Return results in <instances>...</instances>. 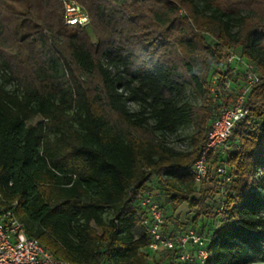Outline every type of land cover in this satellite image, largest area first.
<instances>
[{
    "label": "trees",
    "instance_id": "trees-1",
    "mask_svg": "<svg viewBox=\"0 0 264 264\" xmlns=\"http://www.w3.org/2000/svg\"><path fill=\"white\" fill-rule=\"evenodd\" d=\"M65 2L88 25H67ZM223 49L264 75V0H0V209L16 202L27 234L59 260L149 264L134 202L149 190L186 204L187 225L208 239L205 264L264 256V77L224 158L208 156L214 174L196 184L190 173L222 104L208 105L206 84ZM187 126L191 150L167 146Z\"/></svg>",
    "mask_w": 264,
    "mask_h": 264
},
{
    "label": "built area",
    "instance_id": "built-area-1",
    "mask_svg": "<svg viewBox=\"0 0 264 264\" xmlns=\"http://www.w3.org/2000/svg\"><path fill=\"white\" fill-rule=\"evenodd\" d=\"M64 7L67 25H88V17L77 3L65 2ZM233 70L242 71L244 75V80L238 87L231 84L226 76L228 71ZM262 77L264 75L257 72L251 63L233 50L225 49L223 67L211 77L208 89L211 97L218 101H223L229 94L232 95V100L218 109L216 117L209 124L202 154L190 167L196 184L201 183L208 174V156L213 155L222 160L236 127L248 120L247 97L251 88ZM216 174L223 182L230 181L225 165L220 164ZM134 202L141 215L140 226L149 237L147 252H169L173 255L174 264H205L208 239L194 228L167 235L162 206L154 191L140 190L135 195ZM15 207L16 202H13L9 209H0V264H74L55 258L48 247L29 236L24 224L15 217Z\"/></svg>",
    "mask_w": 264,
    "mask_h": 264
},
{
    "label": "rangeland",
    "instance_id": "rangeland-1",
    "mask_svg": "<svg viewBox=\"0 0 264 264\" xmlns=\"http://www.w3.org/2000/svg\"><path fill=\"white\" fill-rule=\"evenodd\" d=\"M178 15L179 17H185L186 12L184 9L180 8L178 10ZM212 39V38H211ZM234 52H238V50H234ZM222 54L224 56L225 54V49L222 50ZM223 65L221 66H215V69L212 71V73L219 72V69L222 68ZM211 76V74H210ZM227 79L231 81V84H233L235 87H238L242 84L244 80V75L242 71H228L227 74ZM96 81L95 80H87L85 85L88 86V88L91 89V91L97 92L99 90V87L96 86ZM12 85V84H11ZM9 85L7 88H12V86ZM97 89L96 90H94ZM206 97H207V102L208 105L215 107L216 102L217 103H222L224 106L228 105L231 100H232V95L229 94V97L223 98V101L219 102L216 99L211 97V94L209 92V83L206 84ZM185 99L187 102H189L193 106H199L201 104V98L198 96L197 93L191 91L190 89L186 90L185 93ZM221 104V105H222ZM127 108L130 111H136L137 106L135 104L128 103ZM41 119L39 117L35 118L31 123L35 125L38 123ZM209 126V125H208ZM194 134V129L191 126L183 127L178 129L174 134L168 135L165 137V142L167 146L171 147L175 151L181 152V153H186L191 150V144H190V136ZM217 158V157H216ZM219 160V159H218ZM218 165L222 164L227 167L226 162H219L217 161ZM216 166L214 164H209L208 170L211 174H214ZM229 172V171H228ZM164 218H165V232L167 235L171 236L177 232H185L187 229H189L190 226L187 225L188 219L191 218V212H188V207L186 204H180L177 205L174 209L171 208L169 205H167L166 202H162V199L160 201ZM26 226L30 228L32 231H35L37 229V225L35 222L31 220H24ZM170 256L166 254V252H158L156 254H151L149 264H169ZM248 259L250 264H264V256L261 257H254L253 255L249 254Z\"/></svg>",
    "mask_w": 264,
    "mask_h": 264
},
{
    "label": "crops",
    "instance_id": "crops-1",
    "mask_svg": "<svg viewBox=\"0 0 264 264\" xmlns=\"http://www.w3.org/2000/svg\"><path fill=\"white\" fill-rule=\"evenodd\" d=\"M157 197H158V201H159V202L161 201V199H162V202H163V201L165 202L164 197H162V196H157Z\"/></svg>",
    "mask_w": 264,
    "mask_h": 264
}]
</instances>
